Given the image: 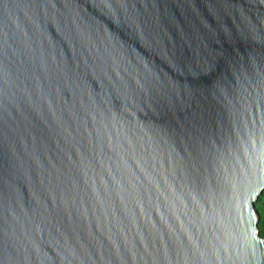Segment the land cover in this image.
<instances>
[{
    "label": "water",
    "instance_id": "95a60500",
    "mask_svg": "<svg viewBox=\"0 0 264 264\" xmlns=\"http://www.w3.org/2000/svg\"><path fill=\"white\" fill-rule=\"evenodd\" d=\"M264 0H0V264H264Z\"/></svg>",
    "mask_w": 264,
    "mask_h": 264
},
{
    "label": "trees",
    "instance_id": "16d2710c",
    "mask_svg": "<svg viewBox=\"0 0 264 264\" xmlns=\"http://www.w3.org/2000/svg\"><path fill=\"white\" fill-rule=\"evenodd\" d=\"M254 207L258 214L257 227L259 229V233L264 236V188L256 198Z\"/></svg>",
    "mask_w": 264,
    "mask_h": 264
}]
</instances>
